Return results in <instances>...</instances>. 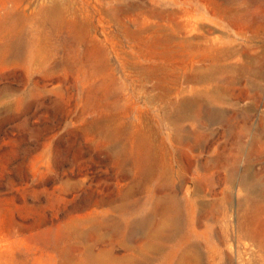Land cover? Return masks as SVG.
Wrapping results in <instances>:
<instances>
[{"label":"rangeland","instance_id":"obj_1","mask_svg":"<svg viewBox=\"0 0 264 264\" xmlns=\"http://www.w3.org/2000/svg\"><path fill=\"white\" fill-rule=\"evenodd\" d=\"M147 1L0 0V264H264V0H188L205 59L140 46L168 22L116 8ZM164 196L170 241L150 237Z\"/></svg>","mask_w":264,"mask_h":264},{"label":"bare ground","instance_id":"obj_2","mask_svg":"<svg viewBox=\"0 0 264 264\" xmlns=\"http://www.w3.org/2000/svg\"><path fill=\"white\" fill-rule=\"evenodd\" d=\"M172 1L174 2V4L177 5V8L172 11H161L154 8L152 6L153 4L151 3V0L144 2V4L135 3L128 5L126 7H117L116 11L122 14L123 13L129 14L131 11H133L134 15L140 18L138 23H140L141 26L145 25L144 23L146 21V18L149 17L150 14H154L157 17H159L161 20H165L168 22L166 24L156 23L155 26L152 28V30L145 34H142L145 32V30L142 31L141 29L142 27H138L134 31V40L138 44H140V46L151 43L152 46H154L155 48L157 47L159 51L158 52L156 51V53L157 56H160L159 58H161V56H163L164 54L171 55V53H174V51H176L175 49H180L179 50L180 52L184 53L187 56H190V58L191 56L192 58L196 57L200 59L208 58L210 56L209 48L201 47L200 49L199 40L197 38L193 39L191 36L194 32H198L200 30V27L196 20H192L189 17L190 16L189 8L191 7L188 3V0H182L181 2H179V0H172ZM41 13L43 15L42 17L49 22L59 21L60 20L59 18H61V15L63 14L61 12L60 6L52 1H50L48 5H46V7L43 8V11H41ZM203 41H207V40L205 39ZM212 55L213 56H211V58L213 60L215 59L219 60L221 53L217 51L214 52ZM148 70L149 72L155 74V77L158 81L163 80L167 75L166 70L163 69L161 66L149 68ZM198 72L200 74L207 75L204 73V70L202 69H199ZM193 90L199 94L208 93V91H206L207 89L202 86H200L199 88H194ZM182 92L183 91H181L180 93ZM134 138L139 144V147L136 150L139 151L140 157H142L141 158L142 161L145 162L144 164L148 167L155 160L157 161L158 152L155 149H152L150 146L151 145L150 135L142 134L138 129H136V131L134 132ZM161 166H164V163H162ZM176 207L177 205L174 199L168 196L159 198L156 201V203L153 204L151 211L156 212L158 210V215L160 216V223L159 225H157V227H155L152 230V233L150 234L151 238L170 241L178 235V232H176V226H177ZM155 249L156 247L154 246L151 247L152 251H154ZM187 258L190 257L188 256L184 258V260H187ZM184 260H182L181 258L178 264H183L182 262ZM104 261L105 258L102 257V255L100 254L93 256L88 254L86 257V264H105V263L110 264L107 261L106 262ZM124 261H126L125 258H121L120 260L115 261L114 263L111 264H126L127 262Z\"/></svg>","mask_w":264,"mask_h":264}]
</instances>
